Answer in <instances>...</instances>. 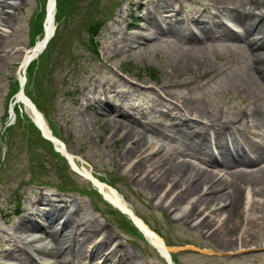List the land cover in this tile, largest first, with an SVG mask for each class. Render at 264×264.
<instances>
[{
	"label": "rangeland",
	"instance_id": "1",
	"mask_svg": "<svg viewBox=\"0 0 264 264\" xmlns=\"http://www.w3.org/2000/svg\"><path fill=\"white\" fill-rule=\"evenodd\" d=\"M0 1H4L0 4V264H29L21 251L14 253L15 258L5 252L11 247L10 241L14 242L15 251L21 246L28 251H36L34 253L37 255L41 254L45 262L56 264V254L53 256L49 249L53 248L55 252L57 247H67L65 238L59 233L56 237H50L39 229L23 230V224L30 227L25 221H30L34 227L37 225L28 218V214L36 206L39 187L50 184L62 191L91 196L93 194H89V190L93 184L72 171L65 159L43 142L40 134L32 129L28 121L31 115L24 105L16 108V123L14 121L8 125L10 99L19 92L20 67L33 54L46 20L48 0ZM122 1L124 3L120 5ZM180 1L174 8L180 13L178 21L197 19L200 3L211 7L209 14H204L200 19L201 27L219 21L218 9L225 5L238 8L242 2H246ZM65 2L67 17L55 24L58 27L57 35L43 55L26 70L25 92L42 111L54 133L65 142L69 152L80 159V166L86 167L96 178L122 194L137 217L165 240L177 264H264V181L257 174L240 184L241 206L247 192L254 196L255 201L250 209L253 208L251 225L247 229L245 225L240 227L243 221L240 215L231 236L233 242H238V234L245 230L246 242L243 247L247 250L254 247L257 250L249 255L240 253V256L239 245L226 250L222 241L214 234L215 228H223L230 218L227 213L217 211L228 202H221L220 206L218 203L206 204L195 212L189 210L200 201L202 193H206L208 183L193 192L181 205L173 200L182 193L181 188L188 185L186 180L175 186L176 191L167 198L166 192L174 187V182L160 192V199H154V186H146V178L150 180L155 174L150 171L156 169V165L161 167L166 161L169 162L170 157L177 161H187L188 165L196 169L213 170L205 154L188 157V154H193L190 140L180 128L177 130L171 120L175 116L181 119L191 117L184 116L178 105H174L178 111L166 116L165 107L170 106V103L159 95L161 87L175 85L167 90L174 94L172 100L182 103L189 115L207 123L208 128H211L210 125H220L221 122L226 124L237 121V117L250 105L264 108V83L253 76L248 46L246 48L242 39L230 40L225 36L219 41L210 37L197 41L181 24L172 25L168 37L162 36L154 28L155 12L148 17L149 11L158 0ZM111 14L113 15L110 16ZM164 14L157 15V20L162 21ZM8 15L12 17L11 25L4 26L1 24L2 17ZM143 16H146V20ZM99 20L108 23L95 39L98 53H92L87 25ZM223 20L235 31H241L226 19ZM131 22L137 23V26L131 28ZM33 27L38 32L35 39L32 34ZM193 30L201 35L196 27ZM151 37L154 39L150 40ZM252 54L254 58H264V49ZM121 69L128 73L121 76ZM153 70L157 71L156 75H153ZM93 75L98 83L90 79ZM115 83L119 90L131 91L127 102L121 104L115 97L113 105L123 106L122 110L129 115L127 119L106 112L110 111L106 107L110 105L103 93V84H107L106 88H109ZM145 88L152 90L146 91ZM94 92L101 96V100ZM198 120L192 122L201 125ZM177 121L180 122L179 119ZM24 126L28 130V137L24 136ZM7 130H10L9 136H6ZM246 131L253 142L257 138L264 144V124L252 126ZM210 139L213 141V137ZM182 152L187 157H179L178 154ZM139 161L143 164L137 167ZM263 166V163L259 164L254 171ZM240 170L251 169L240 167L238 171ZM137 171H142L143 174L136 176ZM213 173L214 177L223 180L229 188L236 182L233 176H220L219 170ZM248 183L253 184V189L246 186ZM51 191L53 189L47 190V193L57 200L55 205L66 204L58 202L66 199L74 207L81 208L80 216L75 219L89 222L92 226L107 223L109 235L115 236L116 244H122L124 248L135 252L140 263L168 264L163 262L151 245H145L138 240L136 243L134 238L121 230L120 224H131L102 198H94L99 202V213L85 196H57ZM171 207L177 208L176 216L172 215ZM195 215L200 217L198 223L208 219L202 229L190 227L189 218ZM45 218L40 215L36 217V221L46 225ZM59 218L55 222L56 228ZM108 221H112L113 225ZM208 230L209 233L202 236L203 231Z\"/></svg>",
	"mask_w": 264,
	"mask_h": 264
},
{
	"label": "bare ground",
	"instance_id": "2",
	"mask_svg": "<svg viewBox=\"0 0 264 264\" xmlns=\"http://www.w3.org/2000/svg\"><path fill=\"white\" fill-rule=\"evenodd\" d=\"M4 3V1H0ZM243 4L239 5L238 8H233L226 6L224 8L225 13L229 16L230 21L233 22L235 25L240 26L241 28H245L244 33L241 35L238 32H234L228 28H224L225 37H228L230 40H236V39H245L249 45L250 48L248 50L251 51H258L260 49L264 48V36L261 39L257 38H250V35L252 37L253 34L255 36L264 35V2L263 0H246V2H242ZM54 0H50L49 6H53ZM14 5V4H13ZM10 5V6H13ZM247 6L249 7L247 9ZM19 7V6H18ZM174 10L169 11L168 16L166 19H171L175 16ZM12 22V17L10 15L6 17H2L1 24L4 26H10ZM219 27L223 29L222 25H214L211 28L206 29L203 31V36L206 38L210 36L213 38L212 35L215 34V28ZM157 32L163 33L164 27L159 23H155L154 27ZM50 37L53 35V28L51 26V23L48 24V30ZM44 39V38H43ZM43 39L39 41L38 47L41 46ZM252 71L253 76L260 80L262 83H264V58L262 57H256L252 61ZM166 88H162L161 90L165 93ZM25 95V93H24ZM20 96L19 101H21L28 111V113L34 118V120L41 126L44 127V129L47 130V123L44 118V122L41 118V115L39 112H36L30 102L27 100L25 96ZM171 97V95H168ZM168 109H172V105L167 107ZM173 110H176L174 108ZM251 118L255 121H258L260 124H264V108H261L258 112H253L251 114ZM46 123V126L44 125ZM184 124H181L179 126H182ZM188 135L190 137L198 136V139L200 140L199 146L196 144L191 145V150L196 155H202L203 153L211 158L210 164L216 165L219 164L218 160L216 158V150H219V152L225 154L224 159L227 161H224L223 163L219 164L221 167H223V170L226 171L225 174L233 176L236 182H234L231 187L229 188V185L227 186L223 180H217L216 177H214V173L211 170L208 169H196L195 167H191L188 165L189 163L187 161H177V159H173L170 157V161L168 162L167 166L158 170L155 172V174L152 176L155 180L150 183L151 186H154V191L156 192H162L165 190V188L168 186V184H171L174 182V187L171 188L168 192L173 193L175 192V186H177L181 181L186 180V184H188L186 190L182 192L181 194H178L174 198V202L177 204H183L186 202V200L191 196V194L197 190H200L203 188V185L205 183H208L209 191L207 193V196H205L201 201L196 202L190 207V212H195L198 209H201L203 205L206 204H216L220 206V203H227L226 205H223L222 207H219L217 211H222L224 213H227L231 220L228 219L227 223L223 228H215L214 234L217 238H219L222 241L223 247L227 248L226 250L232 249L234 247H237L236 241L233 242L231 236L233 233L234 225L237 223L240 219L241 215V201H242V195L240 192V184L243 180H246L249 177H252L254 174H257L258 178L260 177L261 181H264V171H261L264 169H258L254 171L259 164H264V148H257L258 155L254 158H243L241 154H235V151L239 149V146L237 144L243 140L245 141V135L243 132L240 131H234L232 129L226 130L220 137L219 135V142L216 143V146L213 147L207 137V132H199L196 130H190V127H187ZM49 130V128H48ZM50 131V130H49ZM120 131V130H119ZM227 135L231 138L229 140L226 137ZM120 133V132H118ZM127 139V137H125ZM61 142V141H60ZM57 142L56 146L58 149L64 151L63 144ZM66 156L68 157L69 162L72 164L73 169L78 172L81 176H83L86 179H95L94 176L91 174L89 170H87L85 167H81L77 159L68 153V151H65ZM143 162L139 161L138 164H136L137 167L142 166ZM245 167V168H251L255 167V169L251 168L252 170H240L238 171V168ZM143 171V170H142ZM233 171V172H232ZM145 172V171H144ZM214 175V176H213ZM151 176V175H149ZM251 182V181H250ZM96 185L98 186L101 193L105 196V198L116 208H120L124 210L125 212H130L132 210L128 203L125 201L123 196L115 189L109 188L106 184H103L100 180H95ZM184 183V182H183ZM150 185L148 187H150ZM226 189L227 191L222 192L221 190ZM222 194H221V193ZM222 215V214H221ZM219 221H221V216ZM47 219L49 222L48 228L45 230L48 232L50 237H56V234L58 231V228L55 226V222L58 217L61 219V212H58L57 210H53L51 212L47 213ZM58 219V220H59ZM137 222L139 224L144 223L135 217ZM183 218H181L182 220ZM183 221V220H182ZM231 221V222H229ZM30 224V227H28L26 224H23V230H27L28 228L31 230H37L39 227L32 226L30 221H25V223ZM208 223V219H203L200 223L196 224V228L202 229L205 224ZM230 224V225H229ZM73 222L71 220H67L65 225L63 226L62 232L65 233L64 237H66L67 232L72 227ZM80 228L81 226L78 225ZM238 226V225H237ZM241 226V225H240ZM75 229V228H74ZM144 230L152 239V242L154 245H156V248L160 249L164 256L168 257V260L171 262L172 259L171 253L172 250L166 245L165 241L157 234L153 233V231L147 227L144 226ZM85 233V240L82 244V246H87L90 244H96L94 247L97 248L96 254H91L92 257H96V259L93 260H101L104 259L107 264H139V261L137 260L138 256L135 252L131 250H124L123 248L115 250L116 253H118V259L115 258L111 252V254L108 256L107 251L109 250V246L112 241V237L102 228L96 227V226H90L86 227L84 230ZM101 233L103 235L102 239L96 243L95 240L97 239V236ZM213 236V235H212ZM246 241V240H245ZM14 242L10 241L11 247L5 252L9 253L10 257H15V246L13 244ZM89 246V247H90ZM89 249V248H88ZM86 252L83 251H69L67 248L63 247L61 252H58L56 255V258L58 260V264H82L77 260L78 258H82L81 254H86ZM24 255V254H23ZM86 264V263H84ZM91 264V262L87 263Z\"/></svg>",
	"mask_w": 264,
	"mask_h": 264
},
{
	"label": "trees",
	"instance_id": "3",
	"mask_svg": "<svg viewBox=\"0 0 264 264\" xmlns=\"http://www.w3.org/2000/svg\"><path fill=\"white\" fill-rule=\"evenodd\" d=\"M65 12H66V2L65 0H59L58 1V19L59 20H61L65 16ZM90 23L87 25V28L92 33L93 40H94V37L99 32V28L101 27L103 20L92 22L91 24Z\"/></svg>",
	"mask_w": 264,
	"mask_h": 264
},
{
	"label": "water",
	"instance_id": "4",
	"mask_svg": "<svg viewBox=\"0 0 264 264\" xmlns=\"http://www.w3.org/2000/svg\"><path fill=\"white\" fill-rule=\"evenodd\" d=\"M46 42H47V41H45V44H46ZM40 51H42V50H40Z\"/></svg>",
	"mask_w": 264,
	"mask_h": 264
}]
</instances>
